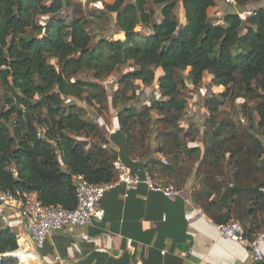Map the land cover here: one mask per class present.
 Returning <instances> with one entry per match:
<instances>
[{"label": "trees", "instance_id": "1", "mask_svg": "<svg viewBox=\"0 0 264 264\" xmlns=\"http://www.w3.org/2000/svg\"><path fill=\"white\" fill-rule=\"evenodd\" d=\"M215 2L113 0L105 5L102 15L115 16L117 34L122 35L99 39L93 46L87 21L67 22L60 17L66 8L64 0H52L49 5L46 0H0V101L7 108H0V193L13 196L35 193L42 204L71 211L76 206L72 183L75 176L81 175L94 185L111 183L115 179L112 163L119 161L131 174L144 178L146 172L126 161L130 133L127 117L135 116L131 108L123 109L127 117L123 111L117 114L120 129L104 139L102 145L106 148L100 145L87 151L82 143L85 141L77 139L80 136L86 140L89 134L98 132L95 123L84 121L74 112L75 105H64L65 100L91 103L93 95L86 98L83 95L95 85L72 82L83 71H91L96 80H101L131 63L133 70L118 82L128 93L132 92L133 84L149 86L155 82L156 94L165 101L156 103L153 109H145L140 117L156 126L149 115L150 109L155 110L158 120L170 127L166 137H171V141L157 149L170 156L168 165L157 162L166 172L173 170L181 150L177 125L185 102L179 97L180 90L187 85L197 87L204 72L210 77L208 83L224 89L218 95L208 94L210 98L204 101L210 119L218 110L213 105L228 95L246 102L258 101L255 115L247 116L263 135L264 7H239L240 11L253 10L245 21L226 11L213 23L207 11ZM177 3L182 5L183 26L175 14ZM150 4L159 7V19L152 8L146 9ZM42 17H48L44 26L37 22ZM136 28L147 33L136 32ZM157 70L160 77H156ZM184 70H188L187 79L180 74ZM235 87L239 93H233ZM166 111L173 112L171 120ZM236 125L241 126L239 121ZM236 131L234 124L221 123L208 137L210 147L203 152L201 162L212 159L210 163L220 173L212 174L216 180L222 176L220 163L226 154L230 167L235 169L230 175L233 180L242 165L252 158L256 162L264 158L259 139L248 130L244 132L250 144L247 149L242 140L235 138ZM227 132L229 135L222 139L221 134ZM182 152L191 158L199 150L186 145ZM228 182L232 188L222 182L211 189L222 191L224 198L234 196L236 184L231 179ZM213 221L217 225L228 222L214 216ZM16 226L15 221L0 223V264H19L10 256L18 249Z\"/></svg>", "mask_w": 264, "mask_h": 264}, {"label": "crops", "instance_id": "2", "mask_svg": "<svg viewBox=\"0 0 264 264\" xmlns=\"http://www.w3.org/2000/svg\"><path fill=\"white\" fill-rule=\"evenodd\" d=\"M202 128L198 129L197 142L188 145L199 150L191 156L192 166L183 167L188 172L181 176L180 166L186 157L182 150L172 165L171 174L180 176L178 197L166 198L143 184L129 190L119 185L107 191L100 202L105 212L103 222L66 228L36 249L25 236L17 254L30 264H253L243 245L220 237L213 216L239 221L250 236L264 234V158L257 163L252 158L242 165L235 180L230 176L236 184L234 189L243 191L234 190V196L224 198L222 191L211 189L221 183L212 178V174H220L210 163L212 159L201 162L209 146L203 144ZM112 148L119 151L115 145ZM150 153L152 160L160 164L165 161L168 165L170 156L154 150ZM126 161L149 174L166 172L162 165L156 169L154 161L151 165L148 157L132 156L131 150L126 152ZM220 166L223 175L229 174V170L232 174L235 172L230 167L228 154ZM252 188H257L259 194L248 190ZM199 210L203 216L198 214ZM12 221L18 224L14 213L0 205V223L7 225ZM19 231L16 226L14 232ZM261 251L264 255V239Z\"/></svg>", "mask_w": 264, "mask_h": 264}, {"label": "rangeland", "instance_id": "3", "mask_svg": "<svg viewBox=\"0 0 264 264\" xmlns=\"http://www.w3.org/2000/svg\"><path fill=\"white\" fill-rule=\"evenodd\" d=\"M52 0H46V4L49 5ZM66 3V8L61 14L60 17L64 18L67 22L72 21L73 19H81L88 22L89 31L93 37V46L99 41V39H109L114 38L115 34H117V30L115 28V16H105L102 15V11L105 5L111 4L113 0H64ZM234 2L233 6L226 4L224 0H216L215 6L212 7V10H208V17L210 22H216L219 17H217V13L224 14L226 11H232L239 13L240 8L246 7H264V0H232ZM236 6V7H235ZM152 8L157 18L159 19V7L153 4H150L146 9ZM182 5L181 3L176 4L175 14L178 18V22L180 26H183L184 19L182 18ZM246 10V9H245ZM242 17V16H241ZM245 21V18L242 17ZM37 22L44 26L48 22V17L38 18ZM136 32L139 33H147V31L141 30L140 28L135 29ZM121 33L117 34V38L121 37ZM49 63L52 65H56L54 60H49ZM134 66L129 63L115 73H112L110 76L103 78L101 80H96L94 78L93 72L91 71H83L79 73L72 82L78 80L87 83H93L95 86L90 91L84 93V97H89V95H93L91 97V103H85L83 101L77 100H65L64 105H75V113H78L80 117L87 122L95 123L98 127V132L91 133L88 135L86 140L82 137H78L77 139L83 140L82 142L87 151L93 150L98 146L104 144V139H108L110 135L114 132L118 131L120 128L117 125V114L123 111L124 107L131 108L134 113V117L129 119L127 115H125L124 111L122 112L125 117H127V121L129 122V141H128V150H131V154L140 155L148 157L149 163L153 165V161L156 163L153 166L157 169V161L152 160L151 150L158 151L157 149L164 145L168 141H171V137H166V133L169 132L168 124H165L162 121H159V114L156 113L155 110H151L155 108L156 103H163L165 99L160 98L155 90L153 82L149 86H143L141 84H133L131 91L127 92L122 84H119V80L126 75L127 73L133 70ZM156 77H160V70L156 71ZM180 74L183 75L185 79L188 78V70L180 71ZM210 79L207 72H204L202 75V81L197 87L185 86L180 90L179 97L185 102V109L181 114V117L178 121V132L182 150V147H185L189 144H194L198 140L199 135V127H203L202 131L203 135V144H208V137L213 132L215 128L223 124H234L237 128V131L234 132L236 135V139L239 141L242 140L246 148L248 149L249 141L244 138L247 134H243L248 130L249 133L253 134L254 137L259 139L262 144V149L264 152V134L259 136L261 133L258 129H256V125L254 127L252 125V121L248 119V114L251 113L255 115V106L258 101L246 102L241 98H233L232 95H228L227 98L219 101L218 105H213V107L217 106V113H214L215 116L210 119V115L208 109L204 107V101L206 98L211 97V93L214 95H218L219 93L224 92L223 88L217 89L216 87H212L210 83L207 81ZM126 91V93H125ZM233 93H239L238 87L234 88ZM210 94V97L207 96ZM1 95V89H0ZM0 108L7 109L5 104L0 101ZM151 108L149 111L150 119L154 122L156 121V126H153L146 119L141 118L145 109ZM169 115V120L172 119L171 111L165 112ZM247 113V114H246ZM11 119H14L12 117ZM143 121V125L137 120ZM241 120L244 122L241 123ZM236 121L240 122V125H236ZM39 135H42V131L38 129ZM229 135V132L222 133L221 138L224 139ZM82 136V135H81ZM244 138V139H243ZM156 145V147H155ZM105 146V145H104ZM102 145V147H104ZM106 148V146L104 147ZM259 149L258 151H260ZM107 151V150H106ZM108 152V151H107ZM147 156V157H146ZM184 157V155H183ZM182 157V159H183ZM183 164H181V176L188 172V168L184 169L183 167L192 166V158L187 159L186 157ZM156 159H161L159 156H156ZM181 159V158H180ZM255 163H257L255 161ZM164 165H167L165 161ZM161 172V170H159ZM228 173L222 174V177H226L227 180L230 179V175H232L231 170ZM153 175L157 181H163L164 184L173 185L176 189H179V177L173 176L171 172L164 173H154ZM173 176V177H172ZM222 183V182H221ZM224 183V182H223ZM239 222V221H238ZM27 264L30 262L26 261Z\"/></svg>", "mask_w": 264, "mask_h": 264}, {"label": "built area", "instance_id": "4", "mask_svg": "<svg viewBox=\"0 0 264 264\" xmlns=\"http://www.w3.org/2000/svg\"><path fill=\"white\" fill-rule=\"evenodd\" d=\"M224 1L230 6L234 5L232 0ZM236 14L248 18L253 15V10L246 9L240 13L236 11ZM217 15L219 18L222 16L219 12ZM243 122L241 120V123ZM112 166L115 179L111 183L94 185L88 183L81 175L73 177L76 206L71 211H67L58 205L46 206L41 203L35 193L23 194L22 196H13L8 192L0 193V205L14 213L18 221L17 226L20 228L16 234L18 249L11 256L15 255L13 257L18 260L19 264H27L17 254L23 246L22 240L25 236L32 247L36 249L42 247L49 237L66 228H81L102 221L105 212L100 207V202L107 191L119 185L129 190L133 186L143 184L148 190L159 193L166 198L178 197L180 194V190L173 185L157 181L149 173H145L144 178L141 179L137 175L131 174L129 169L119 161L113 162ZM217 179L219 182L226 183L229 188L233 187L226 177L218 176ZM198 214L203 216L200 210ZM217 230L221 238L243 245L248 250L249 258L253 264H264V255L261 251L264 234L249 236L238 221L218 224Z\"/></svg>", "mask_w": 264, "mask_h": 264}, {"label": "water", "instance_id": "5", "mask_svg": "<svg viewBox=\"0 0 264 264\" xmlns=\"http://www.w3.org/2000/svg\"><path fill=\"white\" fill-rule=\"evenodd\" d=\"M236 192H241L243 191V189H238V188H235L234 189ZM250 192H254V193H258L259 194V190L257 188H252V189H248ZM11 256V255H10ZM15 256V255H13Z\"/></svg>", "mask_w": 264, "mask_h": 264}]
</instances>
